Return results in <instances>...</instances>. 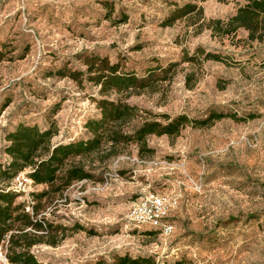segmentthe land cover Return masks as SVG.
I'll return each instance as SVG.
<instances>
[{
	"label": "rangeland",
	"instance_id": "rangeland-1",
	"mask_svg": "<svg viewBox=\"0 0 264 264\" xmlns=\"http://www.w3.org/2000/svg\"><path fill=\"white\" fill-rule=\"evenodd\" d=\"M190 1L0 0V165L8 161L5 136L19 124L52 128L53 144L92 137L85 125L101 117L99 88L57 73L85 71L88 56L138 76L156 71L154 88L105 97L138 107L143 118L228 115L174 137L150 136L151 152L143 155L132 143L104 161L106 152L82 158L95 178L74 183L39 215L60 227L50 238L55 246L32 248L41 264H116L124 256L151 264H264V42L249 41L242 29L223 37L187 20L162 25L175 5ZM198 4L206 23L227 21L243 0ZM192 56L195 62H185ZM174 64L169 73L159 70ZM45 188L32 183L18 201L30 206ZM147 193L181 195L173 235L129 221Z\"/></svg>",
	"mask_w": 264,
	"mask_h": 264
},
{
	"label": "trees",
	"instance_id": "trees-1",
	"mask_svg": "<svg viewBox=\"0 0 264 264\" xmlns=\"http://www.w3.org/2000/svg\"><path fill=\"white\" fill-rule=\"evenodd\" d=\"M193 0L182 5H175L163 21V26H172L178 21H191V25L203 26L220 36H230L238 30L248 33L251 42H264V0H243L235 14L227 21L209 20L206 23L203 8ZM226 2L227 0H218ZM125 17L120 23L126 22ZM205 60L221 61V57L199 50ZM2 59L0 58V62ZM185 62H195V57H187ZM85 71L60 69L57 73L78 85L84 82L99 88L101 99L95 100L101 117L87 121L85 128L92 135L90 139L78 140L67 144H53L55 132L52 128L41 129L38 126L19 124L5 136L7 143L5 154L8 161L0 165V247L9 264H41L32 253V248L47 244L55 246L57 241L50 240L60 227L48 223L39 215L74 183L95 178L92 167L82 161L102 152L105 158L117 156L122 146L136 144L138 154L143 155L148 149L147 138L150 136L174 137L191 124L204 127L210 122L226 118L223 113H210L206 119L191 120L185 115L170 118L168 115H155L143 118L138 107L122 99L105 98L111 93L140 94L155 87L156 71L145 76L134 72H122L119 63H110L107 58L88 56L83 60ZM176 66L159 67L162 74ZM5 103L1 111L7 108ZM162 118V120L160 119ZM139 119L137 125L133 121ZM25 174L35 185L46 188L33 193L32 205L19 202L20 193L12 191L11 182L20 173ZM116 264H151L147 259L120 257Z\"/></svg>",
	"mask_w": 264,
	"mask_h": 264
},
{
	"label": "built area",
	"instance_id": "built-area-1",
	"mask_svg": "<svg viewBox=\"0 0 264 264\" xmlns=\"http://www.w3.org/2000/svg\"><path fill=\"white\" fill-rule=\"evenodd\" d=\"M83 180L82 182H86ZM32 180L24 173L18 174L12 181V191L20 193L31 185ZM180 194L173 196L158 193H147L134 204L128 219L137 227H149L163 237L174 234L176 226L171 215L179 208ZM0 249H2L0 247ZM4 264H9L4 253H0Z\"/></svg>",
	"mask_w": 264,
	"mask_h": 264
}]
</instances>
